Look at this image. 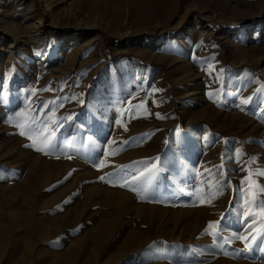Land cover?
I'll return each instance as SVG.
<instances>
[{
	"label": "rangeland",
	"instance_id": "obj_1",
	"mask_svg": "<svg viewBox=\"0 0 264 264\" xmlns=\"http://www.w3.org/2000/svg\"><path fill=\"white\" fill-rule=\"evenodd\" d=\"M96 1L0 0V264H264V202L257 207L255 201L248 211L235 201L211 208L210 214H220L212 236L201 234L208 217L195 216L208 196L196 191L199 182L220 178L226 200L233 195L227 184L237 181L239 171L252 196L264 176V0H142L146 12L135 17L132 0L112 5L109 14ZM108 93L117 113L94 131V122L75 121L90 96L101 100ZM72 128L99 154L117 146L114 159L126 150L138 155L141 144L159 135V151L128 160L131 174L121 178L151 179L147 194L168 205L170 220L181 228L178 239L150 229L144 232L149 239L134 250L121 236L143 226L130 223L125 209L101 194L75 207L86 193L82 184L94 189L107 177L80 176L78 169L88 171L99 158L76 164L73 156L83 148L68 156L67 171L53 181L41 185L33 178L40 164L53 166L58 156L66 157L57 150L65 142L62 132ZM190 131H201L196 144L187 138ZM152 163L156 175H140ZM27 197L29 206L23 202ZM12 202L26 213L19 223L9 220ZM69 214L77 225L71 233L116 215L96 258L94 242L79 241L82 262H64L61 257L73 242L55 236L47 225L36 227L41 217ZM243 214L252 227L250 241L241 243V230L225 223ZM174 240L180 251L171 248ZM230 244L232 249L223 247Z\"/></svg>",
	"mask_w": 264,
	"mask_h": 264
},
{
	"label": "bare ground",
	"instance_id": "obj_2",
	"mask_svg": "<svg viewBox=\"0 0 264 264\" xmlns=\"http://www.w3.org/2000/svg\"><path fill=\"white\" fill-rule=\"evenodd\" d=\"M143 1L142 0H132L133 16L134 17L142 15L146 12V5ZM96 2L98 5H100V6L102 5L103 8H105V7L108 8L107 9L108 13L106 12L107 14H109V12H111L112 5L118 6V7L124 6L123 0H97ZM111 98L112 97H110L109 93L104 98H101V100H98V98L94 95L90 96V101L88 103V106L81 114L82 117L77 118L75 121H77L79 124L84 123L83 122L84 119L86 121V124H87V122L88 123H90L91 121L94 122V127L90 128L91 130L94 131L97 128L98 124L105 123V121L108 117H110L112 114H115L118 112L119 107L116 106L117 103H115V101H113ZM55 128H56V132H58V133L61 132L59 126H56ZM163 131H166V130H163ZM201 131L203 132V136H206L204 133V129ZM201 131H197V132L196 131H190L187 138H189L190 140H194V144H196L198 141V136L200 135ZM68 132L71 133V135H67L66 133H68ZM174 132L176 135H178V136L180 135L179 132L176 131V129L174 130ZM162 136H163V134H162ZM62 137L65 140V142L62 145H60V147L57 151L63 155L65 154L66 157L64 158V157L58 156L57 157L58 163H55L53 166H50L49 164H46V163L40 164L39 167L34 171V174L32 173L33 178H35L39 182V184L44 185L50 180L53 181L54 178H56V176H59L63 172L67 171V166L69 165V163L71 161L68 156L69 155L73 156V153L75 150H77V148H79V147L83 148V150H84L83 154H80L78 157H75L76 155L73 156V159H74L76 164H80L82 162V160H89L90 158H93L94 156H99V158H98V160H96L92 164V166L90 167V169L88 171H86V170L84 171V169L83 170L78 169V171L76 170L80 174V176L86 177L87 175H90L91 178H94L95 176H97L99 174V176H105L106 175L107 177L104 179V182L100 183L94 189L91 188L90 186H88L87 184H82V186H81L82 192L84 191L86 193H83L82 195H80L82 197H80L79 199H76L74 201L75 207L79 208V206L83 202H85L87 199H89V198L91 199V198H93V196L95 197L96 195L101 194L104 196V198H106V200L108 198V200H110L109 202H113L114 204H112V205H116L118 207L125 209L129 215L130 223H133V225H136V226H139V225L143 226V229H139V228L138 229L136 228L135 230H129L128 229L121 236V240H124L125 244L129 242L128 244H130L131 249H134V250H137V249H139V247L142 246V244L144 242L143 240L149 239L150 234H147L144 238V232L149 231L150 229L151 230L155 229V231H157L156 234L158 233V235L160 233H163L166 236V239H168V238L169 239L170 238L178 239V236H179L178 233L181 231L180 225L177 223V221L170 220V218H169L170 213L168 210H166L168 205H166V203L164 201H162V200L158 201V199L157 200L151 199V197L148 196V194H147L148 191L146 193H144V198L141 199L140 197H138L137 193L135 191L130 190L129 187H121L120 186L122 183H124V178H121V175H123L124 173L127 174L128 172H129L128 173L129 175L131 174L130 171H126V170L131 168L129 165H127V163H129L128 160H130L132 162H137L141 157H143L145 155L146 156L151 155V154H154V152L156 153L157 151H159V148L156 144L157 143L156 141H158L157 137L154 138L153 140H147L143 144H141L139 146V148L137 149L138 155H135L132 151L126 150V153L120 159L119 158L114 159L112 157V154L117 153L118 149H119L117 146H114V145L109 147L108 150L106 149V151L101 153V154H99L97 151L91 150V148H89V146H87V144H86V137H84V135L81 133V131L76 129V128H72L71 131H64V133L62 132ZM77 145H79V146H77ZM158 145H159V143H158ZM261 159L264 160V155H262ZM54 161H53V163H54ZM114 161H115V163H114ZM229 166H232L229 169H231V171H233L232 168H234L235 166L233 164H230ZM140 170H142V168ZM230 174H231V172H230ZM238 174L240 176L237 179V181L236 180L234 181L235 182L234 184L232 181L231 182L228 181L230 183H228L227 185H232L233 195L231 196V198L226 199V200H225V198L227 196L225 197V186L223 185V183H221V182H223V180H221L220 178H216L213 176V178H211L207 181L203 180L204 182H202V183L199 182L198 184H196V191L197 192H204V193L206 192L208 194L207 198L205 200L201 201L198 204V206L196 207L197 212H196L195 216H197V217L198 216H203V217L205 216L204 218L207 219V217H208V219H209V223L207 224L208 227H206L202 231V233H201L202 235L212 236L217 230H219V224H217L216 218L219 217L220 214H218L217 216L216 215L214 216V214L213 215L210 214L209 211L211 210V208L215 207L217 209H220L224 205L226 206V204H227L226 201L227 202L235 201L236 204L238 203L240 205L241 209L248 211V209L253 208V206H254L253 204L255 201H257V205H256L257 207L260 206L262 202H264V176L261 175L262 177H260V179H258L259 184L257 186L256 194H254L252 196L251 192L249 190H246V184L244 186H242L246 181V180H244V181L241 180L242 179V173L239 171ZM87 178H88V176H87ZM229 178H231V180H233L232 177H229ZM129 182L132 184H135L136 186H145L146 185V182H144V181L129 180ZM224 182L227 183V181H225V180H224ZM70 186L71 185H69V187ZM107 186H109V187H107ZM159 188L160 189H158L156 194H157V196L160 197V195L162 196V194H163V189H162V187H159ZM56 189H58V192H60L59 191L60 188L57 187ZM85 195H87V196H85ZM59 196H60V194H59ZM26 199H23L24 205L29 206L31 198L27 197ZM102 199H103V197H102ZM52 200H53V198L49 197L48 201H47L48 204H51ZM39 202H40V205L42 206V204H41L42 201L40 200ZM47 202L45 201L44 203H47ZM102 205H103V203H102ZM109 205H110V203H109ZM110 209L112 210L111 206H110ZM72 211H74V210H72ZM8 212H9L8 213L9 220L11 222H14V223H19L24 218V216H26V213H24V211L20 207H17L15 204H13V202L10 205ZM167 213H168V215H166L167 218L164 221L159 222L158 219ZM62 215H64V214H62ZM68 216H70V217H68ZM68 216H67L68 218L65 216H53V215L41 217V219L36 221V227H38V228L40 227V225H38V224H43L44 225L43 227H45V225H47L46 226L47 229H49V231L52 230L53 231L52 233L55 236H62L63 241L71 240L73 242V246L69 247V249L67 250L66 253H63V254H65V256L61 257V259H63L64 262H67V261H69L71 263L72 262H78V261L82 262V259H83L82 256H83L84 249H83L82 245H77V242H79V241H82V242H87L90 240L93 241L94 242V250H95L94 256H95V258L97 256H99V254H100L99 252H101L102 249L104 248V246L106 245V242L108 241V239L110 237L111 230L115 226L114 217L116 215H112V216H114L113 218H107L105 216H102L101 218H98L95 220L93 228H90L89 226H83V227L80 226V228L74 233H71L68 231L71 227L77 226L75 223V219H74L76 217L72 216V214H69ZM237 217H238V215H237ZM80 218H82V217H80ZM69 220H71V221H69ZM34 221H35V219H34ZM195 222H196V220H195ZM225 224L228 225L229 226L228 228H230V229H231V227L240 229L241 233H243V235H244L243 237H245V240H248L247 242L250 241L248 239V236H249V234H251L250 232H251L252 225L250 224V222H247V217L245 216V214H243V216L239 219L234 217L230 220V222H226ZM57 225H58V227H57ZM181 225L183 226L182 223H181ZM43 231H44V229H43ZM189 232L191 233V235L193 237L194 221H192L189 224ZM44 233L48 234V236H51V234L49 232H47L46 230L44 231ZM221 233H223V232H221ZM240 241H241V243L243 242L242 240H240ZM178 243H179V240H174V243L171 245V248H173V250L175 252L180 251V249L182 248L181 245ZM223 247L225 249H232L233 248L232 245L231 246H223ZM69 253H72L73 255H70ZM191 254L193 256L194 252H191ZM218 263H221V262L219 261ZM190 264H194V262H191Z\"/></svg>",
	"mask_w": 264,
	"mask_h": 264
},
{
	"label": "snow or ice",
	"instance_id": "obj_3",
	"mask_svg": "<svg viewBox=\"0 0 264 264\" xmlns=\"http://www.w3.org/2000/svg\"><path fill=\"white\" fill-rule=\"evenodd\" d=\"M20 134L21 135H25V133L23 131ZM52 135L55 136V131H53ZM49 146L50 147H54L53 144H50ZM37 150H40V149H37ZM142 163H145L146 165L148 164L147 161L142 162ZM158 171H159V169H157L156 164L155 163H152L150 167H147L146 166V168L143 171L140 172V175H144L145 173H149L150 177H154ZM261 174H264V173H261ZM100 179L103 180L104 177H101ZM132 179L133 180H138L139 179V176L133 177ZM148 184H151V179H149L146 182V185H148ZM146 185L145 186H136L135 184L130 183L129 180L125 177L124 178V183H122L120 186L121 187H129L130 190L135 191L137 193L138 197H140L141 199H143L144 198V193L147 192V186ZM262 207H264V204H262ZM237 239L244 240L245 237H243V236H237ZM253 239H255V237H253Z\"/></svg>",
	"mask_w": 264,
	"mask_h": 264
}]
</instances>
